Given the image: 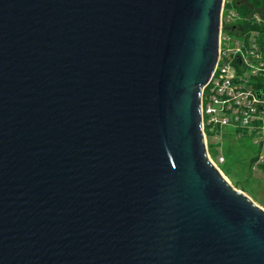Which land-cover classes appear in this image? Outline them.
<instances>
[{"label": "water", "instance_id": "obj_1", "mask_svg": "<svg viewBox=\"0 0 264 264\" xmlns=\"http://www.w3.org/2000/svg\"><path fill=\"white\" fill-rule=\"evenodd\" d=\"M223 3L0 0V264H264L203 133Z\"/></svg>", "mask_w": 264, "mask_h": 264}, {"label": "built area", "instance_id": "obj_2", "mask_svg": "<svg viewBox=\"0 0 264 264\" xmlns=\"http://www.w3.org/2000/svg\"><path fill=\"white\" fill-rule=\"evenodd\" d=\"M247 7L248 13L241 9ZM264 0H224L221 10L219 56L215 70L203 88L201 115L205 141L218 147L222 129L231 127L249 134L264 163ZM219 144V145H218ZM214 145V146H213ZM221 147V146H220ZM209 154V150H208ZM215 166L224 155L213 159Z\"/></svg>", "mask_w": 264, "mask_h": 264}, {"label": "rangeland", "instance_id": "obj_3", "mask_svg": "<svg viewBox=\"0 0 264 264\" xmlns=\"http://www.w3.org/2000/svg\"><path fill=\"white\" fill-rule=\"evenodd\" d=\"M221 133L222 137L218 139L221 147L208 145L209 154L213 159H217L220 154L224 155L226 164H218L224 178L264 209L263 163H257L258 158L252 160L259 155L253 138L246 132L239 136L238 131L231 127L223 128Z\"/></svg>", "mask_w": 264, "mask_h": 264}, {"label": "trees", "instance_id": "obj_4", "mask_svg": "<svg viewBox=\"0 0 264 264\" xmlns=\"http://www.w3.org/2000/svg\"><path fill=\"white\" fill-rule=\"evenodd\" d=\"M249 4H251V5H256V4H258L259 2H260V0H246ZM241 11H242V13H248V9H247V7H245V8H242L241 9ZM263 32H264V30H263ZM259 151V150H258ZM258 158V156H256L254 159H252L253 161H255L256 159ZM226 162H227V159L225 158V162H224V164H226ZM262 167H263V170H264V163L262 164Z\"/></svg>", "mask_w": 264, "mask_h": 264}]
</instances>
